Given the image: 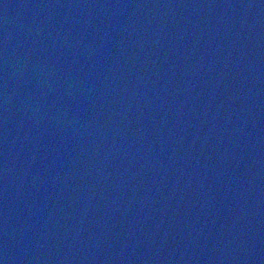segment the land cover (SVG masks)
Segmentation results:
<instances>
[{
	"label": "water",
	"instance_id": "1",
	"mask_svg": "<svg viewBox=\"0 0 264 264\" xmlns=\"http://www.w3.org/2000/svg\"><path fill=\"white\" fill-rule=\"evenodd\" d=\"M0 264H264V0H0Z\"/></svg>",
	"mask_w": 264,
	"mask_h": 264
}]
</instances>
